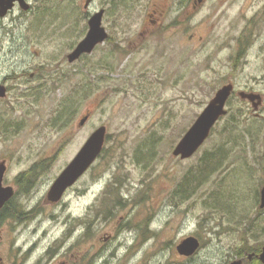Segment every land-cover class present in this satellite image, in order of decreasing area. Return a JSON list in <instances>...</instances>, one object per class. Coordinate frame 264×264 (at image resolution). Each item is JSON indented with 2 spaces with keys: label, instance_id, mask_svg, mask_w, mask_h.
I'll list each match as a JSON object with an SVG mask.
<instances>
[{
  "label": "rangeland",
  "instance_id": "1",
  "mask_svg": "<svg viewBox=\"0 0 264 264\" xmlns=\"http://www.w3.org/2000/svg\"><path fill=\"white\" fill-rule=\"evenodd\" d=\"M27 1L34 11L19 7L0 17V84L8 89L0 98V163L6 160L4 185L14 187L13 202L34 203L41 215L33 224L49 230L30 263L71 257L66 253L74 242L43 256V248L65 236V225L75 230L87 263L96 246L113 249L117 224L129 228L123 236L129 247L139 243L127 257L121 249L123 264L128 258L127 264L259 260L249 248L264 245V97L255 111L239 92L264 96V0H207L186 30L178 27L174 48L152 42L116 54L103 45L76 63L68 54L88 31L87 10L108 8L106 24L120 36L121 28L135 33L156 4L167 5L169 22L175 0H94L90 9L86 0ZM230 82L236 92L228 115L191 158L175 157L178 142ZM69 100L77 110L62 116ZM103 125L107 139L94 166L59 202L49 200L58 175ZM221 148L216 168L196 192L176 195L203 158ZM34 167L35 183L19 184L17 178ZM7 225L0 230V256L11 264L16 258ZM189 236L198 237L201 248L188 260L177 246Z\"/></svg>",
  "mask_w": 264,
  "mask_h": 264
},
{
  "label": "flooded vegetation",
  "instance_id": "2",
  "mask_svg": "<svg viewBox=\"0 0 264 264\" xmlns=\"http://www.w3.org/2000/svg\"><path fill=\"white\" fill-rule=\"evenodd\" d=\"M206 1L207 0H204L202 3H200L197 0H175L171 10L173 11V13L176 14V16L174 18H171L169 22L166 21L167 20L166 14L168 11L167 5L166 4L165 5L164 4H162V5L156 4L155 8H153L149 12V16L146 17L145 19H143V21L139 23L140 26L137 28V31L135 33L129 34L127 32H124L122 30L123 28H121L122 32L120 33V36L118 34H116V35L112 34L110 31L111 29L106 24L108 8L99 7V8L92 9L91 11L87 10V12L89 14V17H88V30H89V19H90V17L94 13H96L97 11H99L103 8L105 9V14L103 16V26L105 27V29L108 33V36L105 39V41L99 43L95 47L93 52L96 51L99 47L105 45V46H108L110 48L111 52L113 51L116 54H131V53H133V49L139 48V47L140 48H142V47L146 48V46H148L150 43L152 44V42H156V46L159 48L165 49L168 45H169V47L174 48L175 44H176V36H177L178 27L180 26V28H185L184 30H186L188 28L191 17L194 16L202 8V6L204 5V3ZM93 2H94V0H92L90 4L92 5ZM19 7H20L19 3H16L14 9L19 8ZM90 7L91 6H89L87 9H90ZM34 10H35V7L32 5L28 9L29 12H32ZM12 11H10L8 13V15ZM137 36L139 37V39L137 38ZM185 36H186V34H185ZM187 38L190 41L191 40L193 41L195 36L193 33H190V34H188ZM82 39H80L79 42L76 45H74L73 48L70 49L69 54L75 50V48L80 43V41H82ZM153 45L155 46V43H153ZM86 55H87L86 53L83 54L81 57H79L73 63L80 61ZM68 61H69V59H68ZM235 92H236V90L234 91V93ZM261 95H262V97H264L262 93H261ZM245 101H248V100H245ZM261 106L259 107V109L261 108ZM94 164L86 171V173L94 166ZM34 168H37V167H34ZM34 168H32L31 170H27V173H31V176L29 177L30 179L27 178L29 184L35 183L34 175L36 173V170H38L39 168L32 171ZM18 178H17V182H18ZM30 181L32 183H30ZM67 191H66V193H67ZM15 194H16V192H15ZM15 194H14V196H15ZM13 201L14 200L12 198L11 200H9L7 202L11 206V208L9 210H4V207L7 203L0 210V230L3 227H5L7 224H8L7 226H9V228H11L10 231L13 235L11 243L13 244V247L15 249L14 257L16 258L15 262L11 263V264H32V263H30L31 257L33 255V253L38 249V245L40 244L39 241H41L42 239L45 240V238L48 236L49 230L46 227L44 228V225H42V224H39V223L37 225L33 224L34 222H36V219L41 215V210H39V207L35 206V204L32 202H26L25 203L23 201H20V202H17V201L13 202ZM4 212H9V214H10L9 217H7L5 219L2 218V213H4ZM120 219L124 220V217H121ZM39 221H40V219H39ZM95 225H96V223H95ZM65 226H68V228L65 230V236L63 234V236H61L59 239L55 238L54 244H52L46 250H45V248H43V252H45L43 254V256H53V254H55V251H56L55 249L59 248L60 251H63L66 247H69L74 242L72 244L73 245V248H72L73 251L66 253V254L70 253L71 257L68 259H59L57 262L58 264H100V263L101 264H115V263L123 264V259H120L122 257V256H120L121 249H124L125 247L127 248L128 253H126L123 256V257H127L129 255V253H131V250H133V248H136V245L139 244L138 242H136V243L134 242L135 244H133L132 247H129L126 240H124V238H123V236L125 235V229H129V228L126 225L120 226L117 224L116 226L118 228L116 227L117 228L116 236L113 235L111 237V239H112L115 236L114 239H116V242H115L113 249L106 252L105 248H103V247L98 248V246H96L93 249L94 252H93L92 258L87 263H85V262L82 263L81 262V260H82L81 252H80L79 248H76L77 246H79L81 244L80 239L77 241L73 240L75 237V234H74L75 230L72 229L71 226H69V225H65ZM40 228H42L41 235H39ZM130 229H132V228H130ZM91 231L92 230L90 229V232ZM5 233H6V231H5ZM4 237L5 236L0 235V244H3L5 242ZM21 237L22 238L24 237L23 240L20 239ZM27 237H31V238L37 237V238H36V241L29 242V241H27ZM21 241H22V244H20ZM28 243H30V244L28 245ZM200 248H201V245H200L199 249ZM129 249H130V251H129ZM69 250H71V249L65 250L63 253H60V255L64 254L66 251H69ZM198 250H197V252H198ZM260 253L256 255L257 258H259ZM179 254L188 260L191 259L192 257H194V254L190 255V256L184 255L181 253H179ZM66 256H68V255H66ZM53 260H55V259H53ZM120 261H122V262H120ZM128 261H129V258L125 259L124 264H127ZM0 264H7V262L3 256H0ZM36 264H39V262L37 261Z\"/></svg>",
  "mask_w": 264,
  "mask_h": 264
},
{
  "label": "water",
  "instance_id": "3",
  "mask_svg": "<svg viewBox=\"0 0 264 264\" xmlns=\"http://www.w3.org/2000/svg\"><path fill=\"white\" fill-rule=\"evenodd\" d=\"M92 0H86L85 8H88ZM202 3L204 0H197ZM16 3L24 10H28L31 4L27 0H0V17H5L14 9ZM105 9L94 13L89 19V30L86 36L80 41L75 50L68 55L69 62L76 61L83 54H90L95 47L105 41L108 33L103 26V16ZM235 91V85L230 82L220 87L215 96L207 104L203 112L198 116L192 126L178 142L173 150L175 157L181 159L191 158L206 142L211 135L213 128L218 121L228 114V102ZM7 87L0 84V98L6 97ZM239 96L243 100L251 102L255 111L263 103V97L260 93L240 91ZM89 118L85 115L81 120L83 125ZM107 139V127L105 125L97 128L81 147L73 160L58 175L48 192V199L59 201L65 192L75 185L77 181L86 173V171L96 162L102 153ZM7 171L6 160L0 163V210L14 196L15 190L11 185H4L5 174ZM260 208L264 209V186L261 189ZM200 241L195 236H189L182 240L177 246L179 253L184 255H193L200 247ZM253 256L250 255V259ZM260 261L264 264V245L259 255ZM232 264H243V260H235Z\"/></svg>",
  "mask_w": 264,
  "mask_h": 264
},
{
  "label": "trees",
  "instance_id": "4",
  "mask_svg": "<svg viewBox=\"0 0 264 264\" xmlns=\"http://www.w3.org/2000/svg\"><path fill=\"white\" fill-rule=\"evenodd\" d=\"M232 99L230 100V102L232 101ZM75 110H77L76 104H74L72 102V100H69L68 102H65L64 108L60 110V113H61L62 116L63 115L70 116L71 114H73V111H75ZM222 149L223 148H221V150L209 152V154L206 157L203 158L202 164L199 167L198 171L196 173L188 174V176L185 178L184 182L181 184V186L177 190L176 195H181L182 197L186 198V197L190 196L191 194L195 193L197 188H198V186L202 183L203 179L206 177V175H208L209 171H213L216 168V165H217V164H215V161L217 160L216 155H218V153H220L218 155V159L219 158L221 159V157H222ZM34 170H35V168L32 171H34ZM30 176H31V173L22 174L18 178V182L21 185H23L24 187H26L24 185L25 183L28 186H31V184H29L28 179H27ZM10 208H11V206L9 205V203H7L5 205V207H4V210H9ZM9 215H10L9 212H4V213H2V218L5 219V218L9 217ZM262 245L263 244H260L256 248H249V249L252 250L253 253H257L258 254V252L261 251ZM257 254H254V255H257ZM254 261H255L254 264H262V262L260 260H258V259H255Z\"/></svg>",
  "mask_w": 264,
  "mask_h": 264
},
{
  "label": "bare ground",
  "instance_id": "5",
  "mask_svg": "<svg viewBox=\"0 0 264 264\" xmlns=\"http://www.w3.org/2000/svg\"><path fill=\"white\" fill-rule=\"evenodd\" d=\"M98 257V256H97ZM101 264V263H100Z\"/></svg>",
  "mask_w": 264,
  "mask_h": 264
}]
</instances>
